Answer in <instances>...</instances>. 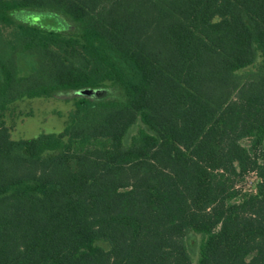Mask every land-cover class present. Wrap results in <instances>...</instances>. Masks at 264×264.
<instances>
[{"label": "trees", "instance_id": "trees-1", "mask_svg": "<svg viewBox=\"0 0 264 264\" xmlns=\"http://www.w3.org/2000/svg\"><path fill=\"white\" fill-rule=\"evenodd\" d=\"M0 264H264V0H0Z\"/></svg>", "mask_w": 264, "mask_h": 264}, {"label": "rangeland", "instance_id": "rangeland-1", "mask_svg": "<svg viewBox=\"0 0 264 264\" xmlns=\"http://www.w3.org/2000/svg\"><path fill=\"white\" fill-rule=\"evenodd\" d=\"M14 17L19 21L38 22L42 26H52L65 31L75 29L72 21L51 11L22 10L16 11ZM82 90L60 93L53 97L24 98L12 103L5 113L11 137L13 139L30 138L40 133L59 132L66 124L68 112L77 98L97 97L103 93L99 89ZM196 248L195 241L192 245L193 254L196 253Z\"/></svg>", "mask_w": 264, "mask_h": 264}, {"label": "water", "instance_id": "water-1", "mask_svg": "<svg viewBox=\"0 0 264 264\" xmlns=\"http://www.w3.org/2000/svg\"><path fill=\"white\" fill-rule=\"evenodd\" d=\"M87 90H89V89H84V90H82V91H87Z\"/></svg>", "mask_w": 264, "mask_h": 264}]
</instances>
